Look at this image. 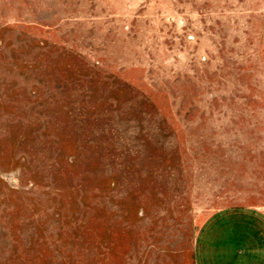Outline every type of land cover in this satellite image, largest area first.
I'll list each match as a JSON object with an SVG mask.
<instances>
[{"label":"rangeland","instance_id":"1","mask_svg":"<svg viewBox=\"0 0 264 264\" xmlns=\"http://www.w3.org/2000/svg\"><path fill=\"white\" fill-rule=\"evenodd\" d=\"M264 209V0H0V264H197Z\"/></svg>","mask_w":264,"mask_h":264},{"label":"crops","instance_id":"2","mask_svg":"<svg viewBox=\"0 0 264 264\" xmlns=\"http://www.w3.org/2000/svg\"><path fill=\"white\" fill-rule=\"evenodd\" d=\"M203 229L197 264H264V209L225 211Z\"/></svg>","mask_w":264,"mask_h":264}]
</instances>
